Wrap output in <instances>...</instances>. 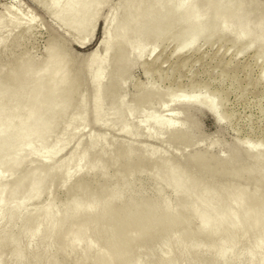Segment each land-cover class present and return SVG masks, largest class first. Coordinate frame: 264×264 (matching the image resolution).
<instances>
[{"label":"bare ground","instance_id":"6f19581e","mask_svg":"<svg viewBox=\"0 0 264 264\" xmlns=\"http://www.w3.org/2000/svg\"><path fill=\"white\" fill-rule=\"evenodd\" d=\"M51 1L34 0L46 12L57 8ZM106 1L64 0L56 20L64 36L71 33L70 41L82 48L86 39L78 36L86 29L92 35ZM258 2L119 0L103 19L95 49L83 57L53 40L44 57L35 59L25 47L31 21L12 40H0V179L5 172L14 177L0 190V220L8 222L0 229V264H19L28 252L27 264H141L142 249L150 250V264H171L172 259H158V250L177 256L185 244L189 251L197 249L192 257L229 264L241 258L238 242L246 245V264H264V146L257 149L256 142L244 139L223 156L211 154L217 141L203 151L170 156L128 142L109 150L100 134L77 141L69 157L55 160L90 121L135 136L140 127L130 124L133 113L173 103V93L147 86L125 100L124 84L135 61L168 32L179 38L180 49L210 30L241 42L243 49H264V3ZM19 20L18 11L0 13V25L10 21L13 30ZM261 71L264 76V65ZM191 104L211 115L217 106ZM172 118L149 117L156 134H167L166 143L189 147L191 128ZM42 154L49 162L32 168L28 157ZM77 174L58 204L52 196L37 209H20V200L50 196L53 185L63 186ZM26 236L36 238L28 252L22 244Z\"/></svg>","mask_w":264,"mask_h":264},{"label":"rangeland","instance_id":"374dc122","mask_svg":"<svg viewBox=\"0 0 264 264\" xmlns=\"http://www.w3.org/2000/svg\"><path fill=\"white\" fill-rule=\"evenodd\" d=\"M254 1L256 3L257 1H259L258 3H264V0ZM51 2H55L57 8L52 12H46L45 8L43 9L34 0H0V13L5 12V14L11 16L13 12L18 11L19 17L23 19L18 21L19 29L16 30H13L12 22H1L0 40L7 36L9 39L11 37L10 40H12L18 33L25 30L28 27L26 25L27 22L31 21V36L27 37L29 39H26L25 47L29 49L30 54L35 59L44 57L48 41L53 40L65 43L74 54L83 57L95 49L102 35L103 19L110 15L112 7L119 0H107L101 5L92 35L87 36L88 31L86 29L78 36L86 39L82 48L70 41L71 38L68 36H72L69 35L71 33L66 32L64 36L63 30L56 22L60 16L64 0H52ZM210 31L204 35L198 33L196 40L190 45H185L182 49L177 44L180 41H178L179 38L172 36V32H168L166 37L159 40L160 42L148 44L143 56L135 61L124 84L127 93L125 100L127 99V102H129L132 94L136 93L141 87L146 86L158 89L164 93H173L174 95L173 103L160 111L156 112L154 109H146L142 113H133L131 115L130 124H137L140 127L135 136L124 132L123 134L117 126L102 127L90 121L86 126L76 130L74 141L69 142L66 145L67 147L65 146L55 156V160L56 158L59 160L69 157L77 141L85 143L90 136H99L100 134H104L107 138V148L109 150H114L117 145L128 142L143 148L161 149V151L166 152L170 156H172L171 154L182 156L193 151H203L207 149L208 144L212 141H217V146L210 150L212 155H226L227 151L234 148L244 139L248 140V142L251 141V144L258 143L257 149H262L264 146V76L260 73H262L261 70H263L264 65V49L257 45L243 49L244 44L234 42L232 37H219V34L215 33L214 30ZM193 84L197 87L196 91L191 93L179 91V89H184ZM213 91H217L218 94L213 93ZM222 92H224V95ZM87 100V104H89L90 100ZM195 101H202L208 107H211L213 103H217V106L211 115L205 108L191 104ZM168 115L173 116V122H183L191 128L194 142L189 147L177 148L166 143L167 134L165 132L156 134L152 119H149V117L163 118L168 117ZM218 119L220 120L217 121ZM97 121L100 120L97 119ZM262 135L263 138L258 140L257 137ZM166 148L171 150L166 151ZM49 159L48 154H42L39 157L31 155L28 157L27 162L32 168L36 169L39 166V162H49ZM79 175L73 176L71 181L68 182H63L65 180L62 179L63 186L59 184L53 185L54 190L52 186L49 193L50 196L44 192L39 197L40 199L37 198V201L36 199L29 200L28 198L23 201L20 200V209H37L48 200L47 197L52 198V196L55 204H58L64 196V190L74 180L78 179ZM13 179L12 175L5 172L0 179V190ZM17 197L18 195L16 194L15 198ZM39 201L40 203L38 204L37 202ZM34 203H37V205ZM7 225L6 219L0 220V229L7 227ZM246 242L250 244L252 237L247 239ZM22 244L25 246L23 249H27L26 251L28 252L27 246H35L36 238L26 236L22 240ZM238 245L240 247L238 249L242 252L241 258L229 264L247 263L246 252H244V250L246 251V245L241 242H238ZM185 246L180 248L179 254H181H178L179 256L171 255L167 248L162 247L158 250V259H172L171 262L174 261L171 264H208V259L206 261L203 256L201 258L200 256L197 257V255H194L197 258L192 257L197 252V249L189 251L188 245L185 244ZM26 251L24 254H26ZM146 251L150 250L142 249L140 253L139 260L141 264H150V254ZM28 253L24 256L25 261L27 255L29 259L31 257ZM6 255L7 252H3L4 258H7ZM24 257L22 261L27 264L28 260L25 262Z\"/></svg>","mask_w":264,"mask_h":264}]
</instances>
